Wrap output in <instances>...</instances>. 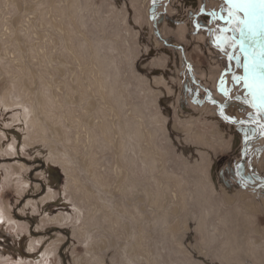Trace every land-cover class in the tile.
Listing matches in <instances>:
<instances>
[{
  "label": "rangeland",
  "instance_id": "obj_1",
  "mask_svg": "<svg viewBox=\"0 0 264 264\" xmlns=\"http://www.w3.org/2000/svg\"><path fill=\"white\" fill-rule=\"evenodd\" d=\"M231 11L0 0V264H264Z\"/></svg>",
  "mask_w": 264,
  "mask_h": 264
},
{
  "label": "snow or ice",
  "instance_id": "obj_2",
  "mask_svg": "<svg viewBox=\"0 0 264 264\" xmlns=\"http://www.w3.org/2000/svg\"><path fill=\"white\" fill-rule=\"evenodd\" d=\"M233 11L226 21L240 34L236 47L245 58L243 83L253 99L252 107L264 112V0H224ZM242 14L243 19L240 18ZM234 123V121H233Z\"/></svg>",
  "mask_w": 264,
  "mask_h": 264
},
{
  "label": "bare ground",
  "instance_id": "obj_3",
  "mask_svg": "<svg viewBox=\"0 0 264 264\" xmlns=\"http://www.w3.org/2000/svg\"><path fill=\"white\" fill-rule=\"evenodd\" d=\"M22 111H23V110H22ZM23 113H25V111H24ZM26 113H27V112H26ZM26 113H25V114H26ZM25 114H23V115H25ZM24 119H25V118H24ZM24 119H23V120H24ZM27 121H28V116H27ZM20 124H21V123H20ZM24 124H25V123H24Z\"/></svg>",
  "mask_w": 264,
  "mask_h": 264
},
{
  "label": "water",
  "instance_id": "obj_4",
  "mask_svg": "<svg viewBox=\"0 0 264 264\" xmlns=\"http://www.w3.org/2000/svg\"><path fill=\"white\" fill-rule=\"evenodd\" d=\"M240 39H241V37H239V42H240ZM238 51H240V49ZM240 53H241V51H240Z\"/></svg>",
  "mask_w": 264,
  "mask_h": 264
}]
</instances>
